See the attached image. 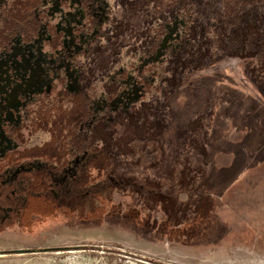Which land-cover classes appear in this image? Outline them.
Returning <instances> with one entry per match:
<instances>
[{
    "label": "rangeland",
    "instance_id": "1",
    "mask_svg": "<svg viewBox=\"0 0 264 264\" xmlns=\"http://www.w3.org/2000/svg\"><path fill=\"white\" fill-rule=\"evenodd\" d=\"M76 1L46 0L61 39L83 42L71 82L47 89L55 101L73 91L80 66L90 112L76 129L84 142H69L47 194L21 171L57 166L63 144L30 123L38 102L17 100L44 83L51 29L0 61V155L9 135L15 144L11 160L0 156V264H43L40 254L70 244L104 250L108 264H264V0H98L84 12ZM111 16L115 38L90 54L89 38ZM97 148L86 175L82 159ZM11 184L18 190L3 195Z\"/></svg>",
    "mask_w": 264,
    "mask_h": 264
},
{
    "label": "trees",
    "instance_id": "2",
    "mask_svg": "<svg viewBox=\"0 0 264 264\" xmlns=\"http://www.w3.org/2000/svg\"><path fill=\"white\" fill-rule=\"evenodd\" d=\"M83 7L88 11L92 10L94 11L97 6L99 5L98 0H82ZM85 15V14H84ZM97 20L92 19V24L90 26L96 25ZM109 26L108 28H105L102 30V25L98 23V31L97 35L92 36L91 39L89 38L88 44H90V48L88 52L90 54H95L92 51L94 49L93 46L95 44H98L100 41V38H115L113 33L115 34V29L117 26L118 21L114 16H111L109 19ZM47 24L48 28L51 29L52 38L48 41V45L50 49L47 52H44L42 55L44 57L49 58L47 62L44 64V69L42 71L44 83L36 90V92L32 93L30 96L29 101L27 102H38L39 103V109L38 114L39 117H32L31 124L38 125L40 128H46L50 130L52 139L58 140V142H62V149L63 154H61L58 158L59 164L57 166L53 165H43L39 167L37 170L27 169L22 170L21 174H26L25 177L26 180H29L30 184L32 185V180L38 179L39 184L37 187V190H43L46 191V194L49 193V182H53V177L55 175H59L61 173V168L63 169L65 165L69 163V160L66 161L65 154L66 151H72L69 148V142H74L77 148L79 149L84 142V138H82L83 133L77 132V126L79 123H81L85 117L89 114V95H87V87L85 84V76H84V70L80 66H76V71L78 75L76 88L71 91L70 89H67V87H63L61 91L58 93L59 96L62 98L55 97L56 100L63 99V96H65L66 99H68L71 103L68 108L64 109V106L62 103L58 101L52 100L50 90L47 89V86L50 84L55 83V80L58 79L59 81H68V77L70 73L68 72L69 66L66 65H60L59 64V46H62V39L60 34L56 33L53 26L50 25L48 14H47V6H46V0H0V61L4 60L10 52L13 50L21 48V46L24 45H30L32 48H34V41L37 35L39 34V31L41 30V27L43 25ZM165 24L161 27V30L158 32H153V40L152 42H149L148 45H146V51H149L150 49H154L158 46L159 41L161 37L163 36L165 32ZM152 36V35H151ZM94 40V41H93ZM102 47V46H101ZM106 47V46H105ZM96 51V50H94ZM2 59V60H1ZM19 60V59H17ZM13 62V61H12ZM14 63V62H13ZM75 66V65H71ZM74 68V67H73ZM71 68V69H73ZM70 69V70H71ZM69 70V71H70ZM89 73V72H88ZM63 94V96H62ZM80 97V98H79ZM58 98V99H57ZM79 98V99H78ZM27 104H25V107L23 111L27 113L30 112L28 110ZM58 114V120L57 118L54 119V114ZM53 121V123L56 125L55 127H49V122ZM20 126L16 125L14 126L15 130H18ZM7 146L5 151L2 153V159H8L11 160L12 153L11 151H8L7 148H10L14 146V142H12L11 136H8L7 140ZM34 149V148H32ZM29 149H25L26 152H28ZM97 154L95 156H92L90 152H88L85 157L82 159V170L83 173L85 172L86 175L90 173V167L94 165L96 156H100L101 150L100 148L95 149ZM72 155H75L73 153ZM39 154L33 155V157H38ZM97 156V157H98ZM61 159L63 161H61ZM22 175H20L21 178ZM19 179V178H18ZM17 180L14 182L16 183ZM54 182H56L54 180ZM57 184V183H55ZM8 187L2 188L1 191L3 192V195L10 194L11 190L14 191L18 187L15 184L7 185ZM64 186V184H63ZM32 187L28 188L26 191V197L32 198L34 195L32 194ZM18 190V189H17ZM24 191V190H23ZM29 202V199H27V203ZM22 204V203H21ZM27 205V204H26ZM14 212H16L14 209L15 206H12ZM12 207H9L12 209ZM17 210V209H16ZM23 210V209H22ZM11 210H7L6 214L8 215L6 220H9L15 216V213ZM2 216H5V210L0 211V218ZM11 216V217H10ZM13 216V217H12Z\"/></svg>",
    "mask_w": 264,
    "mask_h": 264
},
{
    "label": "flooded vegetation",
    "instance_id": "3",
    "mask_svg": "<svg viewBox=\"0 0 264 264\" xmlns=\"http://www.w3.org/2000/svg\"><path fill=\"white\" fill-rule=\"evenodd\" d=\"M75 10H77V12H79V11H83L84 12V10H83V5H82V0H77L76 2H75ZM85 27V26H84ZM40 32H41V30L39 31V34H40ZM39 34L37 35V37L39 36ZM70 35H67V37L65 38V39H63L62 40V46H59V49H58V53H59V64L60 65H66V66H70V63H71V60H73V58H74V55L75 56H78V54L79 53H81V51H82V45H81V43H83L82 41H81V37L79 38H75V39H72L71 37H69ZM36 37V38H37ZM35 38V39H36ZM22 48H25L24 50L26 51V52H28V50H29V45H24V46H21V49ZM26 48H28V49H26ZM25 57L27 56V53H26V55H24ZM17 62V61H16ZM4 63H11V62H7L6 60H5V62ZM12 64V63H11ZM72 64H74L73 62H72ZM4 68H1L0 69V75H1V73H4V75L6 74L4 71L2 72V70H3ZM9 70H11L10 69V64H9V68H8ZM17 77V76H16ZM8 78L9 77H7L6 76V79H5V77H4V80L6 81V80H8ZM11 80H12V78H10ZM17 80H12V83H14V82H16ZM69 82H71V80H69L68 81V83ZM77 82V81H76ZM1 85H3V83L1 82V78H0V86ZM74 88H75V86H74ZM73 88V89H74ZM36 89H34L32 92H29L28 90H26V87H22V89L19 91V100H17V102L19 103V105L21 104V100H23V99H27L28 97H30L31 96V94L32 93H34V91H35ZM1 94H4V91H3V87L2 88H0V96H1ZM17 98V97H16ZM5 99V98H4ZM23 104V103H22ZM7 139V138H6Z\"/></svg>",
    "mask_w": 264,
    "mask_h": 264
},
{
    "label": "built area",
    "instance_id": "4",
    "mask_svg": "<svg viewBox=\"0 0 264 264\" xmlns=\"http://www.w3.org/2000/svg\"><path fill=\"white\" fill-rule=\"evenodd\" d=\"M65 264H108L105 251L94 250L84 246H78L67 250H57Z\"/></svg>",
    "mask_w": 264,
    "mask_h": 264
},
{
    "label": "crops",
    "instance_id": "5",
    "mask_svg": "<svg viewBox=\"0 0 264 264\" xmlns=\"http://www.w3.org/2000/svg\"><path fill=\"white\" fill-rule=\"evenodd\" d=\"M76 245L79 246V244H70L64 250H67V249H70V248H74V247H78ZM39 256L41 257V259H42L41 262L43 264H53V263H56V264H65L64 261L58 255L56 257L52 258V259H46L45 257L43 258V256H44L43 254H40Z\"/></svg>",
    "mask_w": 264,
    "mask_h": 264
}]
</instances>
